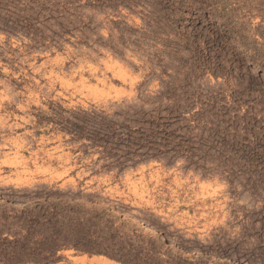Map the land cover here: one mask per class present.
<instances>
[{
  "label": "rangeland",
  "instance_id": "1",
  "mask_svg": "<svg viewBox=\"0 0 264 264\" xmlns=\"http://www.w3.org/2000/svg\"><path fill=\"white\" fill-rule=\"evenodd\" d=\"M0 264H264V0H0Z\"/></svg>",
  "mask_w": 264,
  "mask_h": 264
},
{
  "label": "bare ground",
  "instance_id": "2",
  "mask_svg": "<svg viewBox=\"0 0 264 264\" xmlns=\"http://www.w3.org/2000/svg\"><path fill=\"white\" fill-rule=\"evenodd\" d=\"M133 220L135 221V222H138L139 224H141V225H143L144 226V223H142L139 219H137V218H135V217H133Z\"/></svg>",
  "mask_w": 264,
  "mask_h": 264
}]
</instances>
